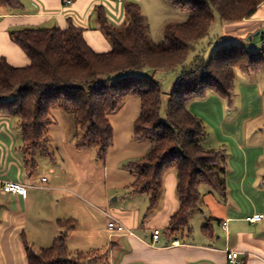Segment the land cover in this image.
<instances>
[{"label": "trees", "instance_id": "1", "mask_svg": "<svg viewBox=\"0 0 264 264\" xmlns=\"http://www.w3.org/2000/svg\"><path fill=\"white\" fill-rule=\"evenodd\" d=\"M72 1V0H71ZM190 16L182 23L168 22L163 40L154 42L137 2L126 5L125 30L109 25L105 10L98 23L112 48L97 52L86 40L85 29L71 23L67 28L25 26L10 31L11 38L29 58L23 67L0 61V116L16 118L22 131V150L27 171L37 166L38 156H53L49 129L54 112L71 114L76 123L77 147L94 146L99 159L107 157L115 143L111 115L130 99L140 101L133 122L132 139L148 142V152L126 165L133 174L130 194L149 197L148 211L154 210L163 191L164 177L177 171L180 208L165 230L169 239L183 236L190 217L199 208L202 185L225 193L226 149L205 147L207 129L202 119L187 108V102L204 98L213 91L232 106L237 72L251 74L264 67V33L258 50L229 43L217 47L209 59L191 54L209 35L215 12L225 23L252 18L264 0H170ZM11 13L24 10L22 0H0V9ZM180 69L172 91L165 92L154 79L123 73L144 69ZM51 246L34 248L24 240L27 264H75L87 258L72 251L67 236L72 219ZM211 220L203 226L208 233Z\"/></svg>", "mask_w": 264, "mask_h": 264}, {"label": "crops", "instance_id": "2", "mask_svg": "<svg viewBox=\"0 0 264 264\" xmlns=\"http://www.w3.org/2000/svg\"><path fill=\"white\" fill-rule=\"evenodd\" d=\"M22 1L24 10L21 12L11 13L7 9H0V61L6 58L11 65L17 67L29 65L30 60L11 38L10 31L13 29L25 26L64 29L74 23L85 29L87 42L97 52H105L109 51L112 45L98 23L97 17L100 10H105L111 27L125 30L127 27L125 10L128 3H139L143 12L145 3L152 6L154 3H163L167 0H72L69 5H65L64 0ZM224 25L228 33L243 30L251 34L257 30L260 31L264 29V5L252 18L235 23L224 22ZM225 41L230 42L234 39L225 37ZM261 80H264V67L251 74L237 72L232 106L228 105L227 99L213 91L208 92L204 98L187 102V108L192 113L202 119L204 124L205 121L211 124L216 139L229 153L226 154L225 161V178L228 186L224 195L226 199L231 197L235 202L227 203L222 212H213L210 217L204 215L200 227L196 229L194 227L191 234L186 229L184 232L187 233L182 237L167 238L165 230L169 220L180 208L177 171L174 168L170 169L164 177L163 191L154 210L148 211L149 197L147 196L144 215L138 207L134 206L132 211L127 212L116 208L112 215H108L107 224L111 217L117 218L131 228L134 235L112 231L107 225L105 232L107 235L105 234L106 237L101 240L103 243L99 240L83 248L70 247L67 242L72 251L87 255V258L75 260V264H105L107 262L112 264H229L228 250L240 252L241 264H264V219L258 222L247 220L248 216L264 214V159L259 157L264 156V143L257 141L264 137V90ZM217 99L221 101L219 107H217ZM127 102L124 113L116 120L114 143L116 149L112 151L108 163L107 178L130 194L128 187L133 179L124 174L114 175L109 167L118 166L120 163L124 165V162L127 165L139 159L148 152L150 143L136 142L132 139L133 122L138 115L140 101L133 97ZM22 136L16 118L0 116V264H27L24 240H27L34 248L49 247L54 238L60 234H52V226L46 224L47 219L41 212H36L34 215L37 219L29 222V211L32 212L34 209L32 204L34 193L29 194L28 187L25 195L8 194L1 189L5 181L25 182L24 176L20 175L16 179L10 173L16 162L15 158L20 154L16 147L18 141H22ZM23 157L24 172L29 173L25 167V155ZM131 157L137 159L132 160ZM29 186L33 188L32 191L45 189L47 192L53 191L54 194L67 192L65 187L55 183L44 187L34 184ZM71 192L75 195L73 191ZM74 197L89 203L80 195ZM193 215L194 213L190 220ZM70 219L74 225L75 222L77 223L76 219ZM53 220L58 222L61 227L60 232H63L65 228L62 224L67 220L62 221L56 217ZM205 220L207 223L211 220L208 233L203 230V226L207 224ZM150 227H153V230L165 228L160 234L158 243L153 244V234L148 230ZM75 228L69 231L67 240L76 230ZM173 241L176 243L172 244ZM36 243L40 246L37 247Z\"/></svg>", "mask_w": 264, "mask_h": 264}, {"label": "rangeland", "instance_id": "3", "mask_svg": "<svg viewBox=\"0 0 264 264\" xmlns=\"http://www.w3.org/2000/svg\"><path fill=\"white\" fill-rule=\"evenodd\" d=\"M143 15L145 17L146 26L150 32L151 40L154 42H161L163 40V29L165 25L168 22L182 23L187 20L190 13L181 10L173 5L170 0H167L163 3H154L152 6L145 3ZM260 31L264 32V29ZM260 31L257 30L251 34L243 30H238L236 33H228L225 29L224 22L221 21L219 14L215 12L209 35L203 39V43L198 46L196 52L191 54L186 65H190L197 57L209 59L212 52L217 47L220 45H229V43L238 44L247 50H258L262 45V33ZM225 37H231L234 41L226 42ZM180 73V69L167 71L165 69L148 68L138 72L123 73L119 75V77L136 74L152 78L159 83L166 94L165 96H167L179 79ZM261 83L264 90V80H261ZM217 100V107H219L221 101H219L220 99ZM127 103L128 102H126L117 113L111 115V120L115 128L117 127L116 120L124 113ZM54 117L55 122L49 129L51 143L53 145L51 149L53 156H38L37 166L30 170L29 173H25L23 165L24 154L21 149L22 141H18L16 148L20 154L15 158L16 162L10 173L11 176H15L16 179H18L20 175L21 177L24 176L25 182L21 180L22 183L27 185L29 194L34 193V202L32 203L34 209L32 212L29 211V222H33L37 219L34 215L36 212H41L47 219L46 224L50 227L52 226V230L50 229L52 234L57 235L61 233V227L53 218H60L62 221H66L70 218L76 219L77 223L75 222L74 225L76 230L70 234L67 242L70 247L85 248L88 244L96 243L106 237L105 234L107 235V233L105 232L109 221L108 215H112L115 211L114 209L120 208L128 212L132 211L134 209L132 207L134 206L138 207L144 215L148 197L144 193L130 195L126 189L117 187L116 182H112L107 178L108 163L112 151L116 149V145L110 150L107 157L99 159L96 147L76 146L75 134L77 129L75 119L71 114L63 111H55ZM212 119L216 120V118ZM205 122L208 135L203 141L204 146L217 149L224 148L223 144L216 139L211 124L207 121ZM257 141L264 143V137L257 139ZM226 154H229L227 150ZM250 155L252 156L254 154ZM259 157L264 159V156ZM130 159L134 160L137 158L131 157ZM126 162L128 163V161ZM125 165L126 163L124 162V165L120 163L118 166L114 165L109 168L114 175H117V173L121 175L124 174L133 179L134 174L126 168ZM227 182L228 181H226V186H228ZM50 183L65 187L67 192L73 191L75 195H80L89 203L80 201L78 199L79 197H74L75 195H72V192H57L54 194L53 191L47 192L45 189L32 191L33 188L29 186L34 184L38 186L43 185L44 187L48 186ZM199 191L201 193V201L199 203V208L194 212L190 220V227L192 229L194 227L195 229L200 227L204 215H209L210 217L213 212H222L227 203H230V201L235 202L233 198L230 197L226 199L223 193L207 185H202ZM48 193L51 194L48 195ZM31 200H33V198ZM143 215L142 217H144ZM142 217L140 218L141 220ZM206 223L205 220V224ZM153 229V227L148 228L152 234L154 232ZM159 230L163 233L165 228L162 227L159 228ZM185 233L187 232H183V234ZM100 243H103V241ZM36 246L38 247L40 244L36 243Z\"/></svg>", "mask_w": 264, "mask_h": 264}, {"label": "built area", "instance_id": "4", "mask_svg": "<svg viewBox=\"0 0 264 264\" xmlns=\"http://www.w3.org/2000/svg\"><path fill=\"white\" fill-rule=\"evenodd\" d=\"M71 0H64L65 5L71 4ZM2 191L4 193L8 194H18V195H25L27 192V186L22 183L21 181H5L2 185ZM264 219V214H254L252 216H248L247 220L250 222H258ZM108 227L112 231L116 232H123L127 235H134V231L127 227L125 223H123L121 220L111 217V220L108 224ZM161 231L159 229H155L153 232V244L159 242ZM176 242H178L176 240ZM175 241L172 242V244L176 243ZM239 251L236 250H228L227 251V258L229 260V264H241L239 261ZM105 264H112V263H105Z\"/></svg>", "mask_w": 264, "mask_h": 264}]
</instances>
